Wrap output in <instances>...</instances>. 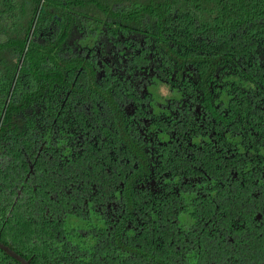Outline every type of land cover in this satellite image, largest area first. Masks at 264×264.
<instances>
[{
  "label": "trees",
  "instance_id": "obj_1",
  "mask_svg": "<svg viewBox=\"0 0 264 264\" xmlns=\"http://www.w3.org/2000/svg\"><path fill=\"white\" fill-rule=\"evenodd\" d=\"M110 62L180 87L179 148L129 137ZM0 244L29 264H264V0H0Z\"/></svg>",
  "mask_w": 264,
  "mask_h": 264
},
{
  "label": "flooded vegetation",
  "instance_id": "obj_2",
  "mask_svg": "<svg viewBox=\"0 0 264 264\" xmlns=\"http://www.w3.org/2000/svg\"><path fill=\"white\" fill-rule=\"evenodd\" d=\"M111 58L115 61V57ZM97 67L96 79H100L105 74L102 69H99V66ZM110 67L111 69L107 73L108 78L113 77L110 84L121 85L124 90L123 95L115 101L123 118L130 119V123L124 125V130L129 133V137L147 139L150 142L156 141L160 144L165 141L164 135L169 134L170 138H174L177 148H179L181 145L180 132L176 127H173L170 120L176 118V121H179V114L184 107L185 99L181 98L180 87L172 83L166 85L162 78H159V73L151 69L148 70L149 72L139 71V74L146 76L144 82L141 83L140 79L134 80L133 74L135 73L132 70H119L117 64L113 62H110ZM139 82L141 83L140 88L136 86V83ZM133 88L135 93H133ZM108 89L111 87L108 86ZM193 110L197 113V106ZM199 125L202 127L201 124ZM201 134L202 137L214 134L212 126L207 130L203 129Z\"/></svg>",
  "mask_w": 264,
  "mask_h": 264
},
{
  "label": "water",
  "instance_id": "obj_3",
  "mask_svg": "<svg viewBox=\"0 0 264 264\" xmlns=\"http://www.w3.org/2000/svg\"><path fill=\"white\" fill-rule=\"evenodd\" d=\"M0 250L8 254L10 257H12L18 264H29L28 260H24L17 256L15 253H13L11 250L6 248L4 245L0 244Z\"/></svg>",
  "mask_w": 264,
  "mask_h": 264
}]
</instances>
